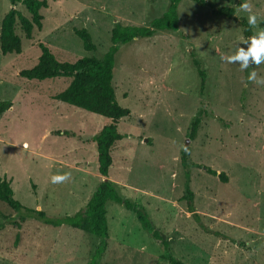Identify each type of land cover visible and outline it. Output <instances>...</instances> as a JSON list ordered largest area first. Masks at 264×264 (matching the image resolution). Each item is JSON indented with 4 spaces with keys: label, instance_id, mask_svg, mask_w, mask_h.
I'll list each match as a JSON object with an SVG mask.
<instances>
[{
    "label": "rangeland",
    "instance_id": "374dc122",
    "mask_svg": "<svg viewBox=\"0 0 264 264\" xmlns=\"http://www.w3.org/2000/svg\"><path fill=\"white\" fill-rule=\"evenodd\" d=\"M46 1L43 28H35L32 39L17 25L22 53L0 49V102L12 103L0 116V177L12 180L24 206L59 219L85 209L106 180L91 138L109 120L55 99L70 79L29 80L21 72L37 65L39 43L61 62L102 58L117 23L147 26L164 15L169 0ZM206 1L214 8L181 2L177 32L119 45L113 85L131 114L119 124L124 138L112 149L108 179L149 216L182 263L264 264V85L247 82L255 65L241 72L220 59L245 39L241 21L248 14L238 11L243 0ZM248 2L261 24L264 0ZM222 7L234 8L235 16L216 15L213 9ZM11 8L0 0V34ZM15 8L30 18L23 4ZM74 29L90 33L96 52L84 49ZM195 62L206 74L204 90ZM256 71L264 77V64ZM198 115L192 139L189 128ZM182 146L190 149L191 168L183 166ZM206 168L225 173L228 182ZM64 173L70 180L52 182ZM187 186L193 213L184 199ZM19 218L0 202V264H91L101 243L81 230L32 219L18 227ZM107 218L108 244L98 264H169L136 213L110 201Z\"/></svg>",
    "mask_w": 264,
    "mask_h": 264
},
{
    "label": "trees",
    "instance_id": "16d2710c",
    "mask_svg": "<svg viewBox=\"0 0 264 264\" xmlns=\"http://www.w3.org/2000/svg\"><path fill=\"white\" fill-rule=\"evenodd\" d=\"M182 1L169 0V8L164 15L153 20L147 26H122L117 23L111 32L112 45L102 58L91 56L81 58L74 63L61 62L49 47L43 43H39L41 56L39 57L37 65L31 69L23 70L21 76L29 80L38 81L54 78L70 79V85L64 91L57 94L55 99L93 114L103 116L109 120V123L91 138L95 142L98 152L97 170L106 180L98 186L85 209L74 215L51 219L48 218L44 211L26 207L20 201L16 200L12 188V180L7 177H0V202L20 214V220L16 222L18 227H21L22 223L32 219L47 226L55 228L68 226L93 235L101 240L91 262V264H98V260L106 251L108 244L109 223L107 218V204L112 201L124 205L127 209L137 214L143 229L149 232L155 240L160 242L163 249L162 258L165 261L169 264H184L171 254L168 240L159 230L155 229L149 216L131 200L122 198L117 191L116 185L108 179L109 171L113 164L112 149L118 141L124 138V135L119 132V124L123 118L131 114L129 109L123 108L118 103L116 90L113 85L119 45L129 44L139 38H152L160 32H177L180 22L178 10ZM192 1L203 7L210 6L214 8L206 0ZM9 2L12 8L3 18L1 25L0 49L3 55L22 53V38L17 34V25H20L27 39H32L34 29L42 30L43 28L44 17L41 10L49 7L46 0H9ZM18 3L26 7L30 18L24 16L15 8V5ZM213 10L219 16L223 15L228 18L235 16L234 8L222 7ZM241 24L243 26L244 38L247 39L252 35V32L249 30L248 21L243 19ZM260 27L264 28V21L260 24ZM74 33L83 41L84 49L87 52H96L97 47L86 29H74ZM195 66L201 77V85L204 90L206 74L200 69L199 63L195 62ZM11 107L12 103L9 101L0 102V116ZM200 124L201 118L198 115L192 121L189 128L192 139L196 137ZM188 155L183 151L182 163L185 168L192 167V164H189L187 161ZM206 170L211 175L218 176L221 182H228L225 173H218L212 168H206ZM190 176V172L188 171L187 177L190 178ZM186 190L184 199L189 202L190 212L193 213L194 209L191 202L194 199V193L189 186H187Z\"/></svg>",
    "mask_w": 264,
    "mask_h": 264
},
{
    "label": "clouds",
    "instance_id": "9594fccd",
    "mask_svg": "<svg viewBox=\"0 0 264 264\" xmlns=\"http://www.w3.org/2000/svg\"><path fill=\"white\" fill-rule=\"evenodd\" d=\"M238 11L248 14V25L252 35L247 39L241 41L234 52V54L221 56V60L228 64H238L241 72L255 68L248 75V81L256 85H264V77H259L256 71L260 65L264 64V28L260 27V18L258 14L253 12V6L248 0H243L238 7ZM240 44L247 45L241 47ZM246 86V85H245ZM183 151L190 155V149L187 146H182ZM71 178V173H64L62 175H55L52 177L53 183L67 182Z\"/></svg>",
    "mask_w": 264,
    "mask_h": 264
}]
</instances>
